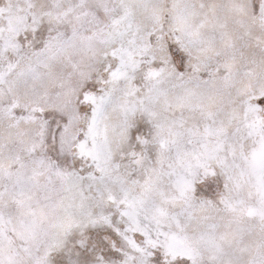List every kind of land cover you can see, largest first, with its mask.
Segmentation results:
<instances>
[{
	"label": "snow or ice",
	"instance_id": "obj_1",
	"mask_svg": "<svg viewBox=\"0 0 264 264\" xmlns=\"http://www.w3.org/2000/svg\"><path fill=\"white\" fill-rule=\"evenodd\" d=\"M0 264H264V0H0Z\"/></svg>",
	"mask_w": 264,
	"mask_h": 264
}]
</instances>
